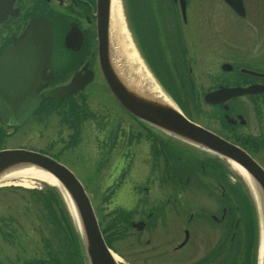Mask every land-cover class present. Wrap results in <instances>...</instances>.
I'll list each match as a JSON object with an SVG mask.
<instances>
[{
    "label": "flooded vegetation",
    "instance_id": "af4514ba",
    "mask_svg": "<svg viewBox=\"0 0 264 264\" xmlns=\"http://www.w3.org/2000/svg\"><path fill=\"white\" fill-rule=\"evenodd\" d=\"M215 1L220 3L219 7L204 11L201 6L204 0H185L183 15L180 0H143L145 20L134 27L129 13L130 34L159 86L176 100L190 101L192 110L196 102L200 105L199 100H203L206 92L220 86L255 85L257 92L234 96L221 103H204L217 106L208 117L213 126L210 129L240 145L264 165V61L246 57L248 53L239 47L243 43L224 42L228 26H214L220 19L224 24L232 17L241 24L248 19V27L251 24L258 28L261 17L264 18V0H241L242 16L224 0ZM0 7L4 14L0 21V53L6 45L18 41L32 17L44 16L51 31L49 65L42 72L37 87L39 104L29 121L15 126L14 130L30 122L29 138L35 144H43L40 147L36 144L35 149L61 161L72 150L81 148L85 136L92 135L95 145L92 144L91 149L101 163H111L110 171L121 158L115 153L129 152L131 165L137 149H143L142 158H136V163L141 161L142 166L148 168L142 176L140 217L143 218L137 219L142 221V228L138 230L133 221L127 222V231L134 233L130 234V243L137 246L133 250L136 256L129 264H218L220 257L230 249L229 199L219 204V215L201 209L198 218H192L193 211L190 217H182L186 204L182 202L181 172L175 165L181 162L180 148L172 149L174 156L173 151L164 154L167 143L151 138V126L134 118L109 94L99 61L100 27L105 16L98 0H0ZM107 26L110 37V26ZM244 31V28L236 30L238 36ZM240 49L244 55L234 53ZM215 54L224 59L214 73L209 65ZM225 62L231 64L229 70L223 69ZM77 71L81 74L91 71L90 81L64 98L45 95L51 88L68 83ZM94 82L95 89L86 90ZM103 90L110 95L109 102L103 97L97 99L99 91ZM91 102L96 109L90 110ZM4 127L0 125L1 134ZM123 173L131 175L130 171ZM192 182L197 184L193 179ZM16 222L3 221L0 228V264H82L78 252L77 257L66 258L61 250L53 248V235L39 237L43 247L40 254L23 257L26 251H15L21 244L16 245V235L7 231L20 227ZM213 231H218L219 235H213Z\"/></svg>",
    "mask_w": 264,
    "mask_h": 264
},
{
    "label": "rangeland",
    "instance_id": "374dc122",
    "mask_svg": "<svg viewBox=\"0 0 264 264\" xmlns=\"http://www.w3.org/2000/svg\"><path fill=\"white\" fill-rule=\"evenodd\" d=\"M211 3L209 4V0H204L203 3H201L202 9L204 11H210L212 8L216 9L217 7L220 6V3L215 1V0H210ZM213 2V3H212ZM121 9H122V19H123V24L125 26V29L128 34V39L130 41V48L132 49L131 52H126L124 50H119L115 53L116 59L119 62V65L128 68V65L130 63L131 56L129 53H135V57L138 58L140 64L143 67V70L147 72V74L150 76V78L154 79L153 81L158 84V88L163 92V94L171 100L174 104L177 105L175 100L173 99L172 95L169 93H166L162 87L159 86V83L157 80L153 77L152 74L148 72V69L144 63V60L138 50V48L135 46V43L131 37L130 34V27H129V16L131 14V19L130 22L132 23V26H138V24H142V22L145 20V10L143 7V0H119ZM146 4V3H145ZM129 13L128 14V10ZM209 8V9H208ZM264 10V7L262 8ZM263 14V13H262ZM129 15V16H128ZM233 18H227L228 23L221 24V19L219 20V23L214 26H228L229 30L226 32V39L224 42H230V43H243L239 47L244 49L248 55L246 57H256L260 58L261 60L264 61V18L261 17V24L258 26V28H254V32L250 31L252 28V25L248 27V19L246 20L245 23L241 24L239 20H232ZM244 28L245 31L244 33H240L239 36L243 37V40L240 41V37L237 35L239 32H236V30ZM260 37V38H259ZM263 41L261 42V40ZM223 42V43H224ZM245 42V43H244ZM240 49L237 51H234L236 54H243L244 51ZM248 51H252L248 52ZM259 52V53H257ZM222 56L220 54H215L214 57L212 58V62L209 65V69L213 71L214 73L218 71L219 68V63L221 60L224 58L219 57ZM129 69V68H128ZM139 68H137V65L135 64L133 67V73L139 75L140 77L142 74L138 73ZM131 73L127 74L130 76ZM98 77L99 75L96 74ZM95 83H92L88 86L86 90L93 91L95 89ZM199 86H202L201 83H199ZM106 89V88H105ZM98 90V89H96ZM101 90V89H100ZM108 90V89H106ZM159 90V91H160ZM111 92H109L110 94ZM111 97L112 94H110ZM109 95V96H110ZM108 95L104 94L103 92L99 91L97 99L99 98L100 100L101 97H103V100H107L108 102L110 101ZM96 99V98H94ZM98 99V100H99ZM180 99H177L179 102ZM188 101V100H187ZM197 103H195V110L191 109L192 103L188 101V106L186 108L191 111L192 117L194 119L201 123V125H209L210 128H212V122L208 118L209 115L213 114L217 110L216 107H211L207 104H205L202 100H199L200 105L197 106ZM180 104V103H178ZM178 106V105H177ZM90 110L96 109L95 106H93V102L89 104ZM99 110V109H97ZM102 111V110H99ZM95 115V113H93ZM96 116V115H95ZM91 122L89 119L87 120ZM136 121V120H135ZM30 123V122H29ZM26 124L24 127H20L19 129H6L4 128L5 134L6 133H11V136L8 138L6 137L4 139V143L2 144L4 147H17V146H32L36 147V144L38 147L40 145H43L42 143L36 142L33 143L31 139L29 138V127L30 125ZM85 125L90 126V123H86ZM150 136L151 138H158L161 140H164L166 143H168L172 149L178 150V148H184V152H180L181 154V159L182 161L187 165L184 167L182 166L181 173L183 176L187 175V172L189 171L190 173H193V176L190 177V179L195 180V177L197 178V183H202L207 182L212 184V187L210 189L214 190V196H210L209 194L205 193H200L203 192L202 190H197L198 188L193 189L196 191L194 193V197L191 195L190 190H186L189 185L192 184V181L189 180L188 183L183 185L184 189V195L182 194V201L185 203V213L183 212L184 217L187 216L189 212L193 208V216L192 218H198L200 217V211L194 210V207L204 204L205 206L204 209L206 211H209L210 213L217 214V203H219L215 197L221 193V189L217 187V178L212 177L210 174L207 173V175H198L200 170L204 169L205 166L206 169H209L210 166H208L212 162H218L222 168H224V171L227 172V180L225 181L228 185H239L240 191L244 189L248 197L250 198L251 204L253 208L255 209V218L257 220V233L255 237L257 238V248L259 246L260 238H259V227H260V220L258 217V210L256 209V204L250 195L247 185L241 176V174L233 167V165L227 161L226 159L217 157L214 155V153L209 152L207 150H204L202 148H199L198 146H193L191 144H188L186 142H180L173 137H170L167 135V133H164L163 131L156 130L155 127H150ZM24 132L25 135H23L20 132ZM91 135V134H90ZM95 145L92 140V135L85 136L84 142L81 146V148H77L76 150H72L69 155L64 157L62 161L71 169L80 179L82 182L83 186L87 189V192L89 193L91 203L93 205V208L95 210L97 219L99 221L100 227L105 226L107 222H110L111 225H113L112 229H108L106 231V235L103 233L104 237H109L111 239V244H112V249L114 253L118 254V262L120 264H129L128 261H130L132 258L136 256V254H133V250L136 249L137 246L131 245L130 241L132 240V234L133 232H128L127 234L129 235H122L121 234V223L122 222H115V213L113 210H132L133 208H136V205L139 206L140 208L138 211H142V206L140 205V200H142V195H143V189L142 186L144 185L143 183V173L146 171L145 169L146 166H142L141 161L136 163V158L140 159L142 158L141 156L144 154V150L141 148L137 149V153L135 157L133 158V161L131 165L129 164L131 157L129 156L130 153H127V155L124 157L125 164L121 165V169L128 170V172H131V175L128 173H122L120 172V165L117 162L115 165H112V171H110L111 163H101V161L96 159V153L93 152L91 149V145ZM126 148V147H125ZM191 154H190V153ZM75 155H79V158L76 157ZM89 155L95 156V157H89ZM176 155V153L173 154V156ZM219 158V159H218ZM129 164V165H127ZM134 165V166H133ZM99 171H96L98 170ZM210 171V169H209ZM191 173V174H192ZM208 177V178H204ZM221 179H219L220 181ZM218 181V182H219ZM195 185V184H194ZM46 182L40 181V180H31L28 185H22L18 184L17 181H13V183H8V184H3L0 185V228L4 224L3 221H6L7 224L9 222H16V226L19 225L20 227H17L16 229H8L9 234H15V243L21 244V247L15 249V251H26V253H22L23 257H29L33 256L34 254H40V251H43L42 243L40 242V235L41 236H52L53 242V248H58L59 250L62 251L63 256L66 258L71 257L72 255L76 256V253L79 252V258L82 262V264H85L84 262V250H83V245H81V240L79 237V230H77L76 223L73 221V218L71 216L70 209L67 204V200L64 199V196L62 194V191L58 186H52ZM54 187V189H53ZM113 187V192L109 193V197L106 200L104 199V194L109 190L108 188ZM235 187V186H234ZM29 190H40L43 192V194H49L48 191L54 192L57 196L58 202H61L60 204L58 203H53V209H54V214L56 215L55 218L53 217L50 212H48V209L43 206L42 202H39L37 200L41 199L42 195L39 194H34L30 192ZM226 189L223 188V192H225ZM242 192V191H241ZM38 195V196H37ZM212 197L213 201L211 198ZM215 197V198H214ZM104 201V203H103ZM138 202V204H137ZM60 205L63 206L65 212L67 213L68 217L71 219V225H72V235L73 238L77 240V243L74 242L77 246L71 242L70 244L66 245L65 241L62 239V234H61V229L57 226V224H64L65 221L62 219V215L65 216L64 213L61 212L60 210ZM166 207V205L164 206ZM198 212V214H196ZM141 212L135 213L133 211V215H129L127 219H132L133 221H136L137 218L140 217ZM169 218V214H167ZM205 217V216H202ZM125 218V217H124ZM143 218V217H140ZM165 218V216L163 217ZM254 218V220H255ZM16 220V221H13ZM112 220V221H111ZM259 220V221H258ZM128 221V220H127ZM124 222V221H123ZM118 223V224H117ZM15 224V223H14ZM61 224V225H62ZM128 224V223H127ZM47 226V227H46ZM0 230V234H1ZM141 233V232H139ZM131 234V235H130ZM219 235V232L213 231V235ZM60 235V237H59ZM70 235V234H68ZM221 235V234H220ZM68 239L70 238L72 240L71 236H67ZM13 240V241H14ZM0 247H1V240H0ZM167 257V256H166ZM225 257L227 258L226 261L229 262L230 258L233 257L232 254L226 253ZM258 258V250H257V257ZM220 261V259H219ZM217 261H215L216 263ZM227 262V264H228ZM72 264V262H70Z\"/></svg>",
    "mask_w": 264,
    "mask_h": 264
},
{
    "label": "water",
    "instance_id": "95a60500",
    "mask_svg": "<svg viewBox=\"0 0 264 264\" xmlns=\"http://www.w3.org/2000/svg\"><path fill=\"white\" fill-rule=\"evenodd\" d=\"M242 15L241 0H225ZM105 18L100 27L99 61L108 88L123 107L133 116L153 125L182 141L216 153L240 165L256 182L263 203L264 232V169L244 149L226 140L215 132L189 120L173 104L160 100L148 90L129 80L119 71V62L108 36L109 0H98ZM183 5V0H182ZM2 17V16H0ZM2 18H0L1 20ZM51 53L49 23L42 16L32 18L20 39L8 45L0 54V121L8 126L25 123L37 107L39 97L36 88L41 82V73L49 63ZM230 69L228 64L222 65ZM250 71V70H248ZM251 72V71H250ZM91 71H77L72 80L46 92V96L63 98L77 91L90 81ZM253 86L227 87L204 95L206 102H222L232 96L255 92ZM229 121H233L229 118ZM32 166L52 175L63 191L70 196L83 248L88 264H118L107 247L95 216L91 201L81 181L63 163L27 148L0 149V175L13 168ZM141 226H139L140 228ZM261 264H264V241Z\"/></svg>",
    "mask_w": 264,
    "mask_h": 264
},
{
    "label": "bare ground",
    "instance_id": "6f19581e",
    "mask_svg": "<svg viewBox=\"0 0 264 264\" xmlns=\"http://www.w3.org/2000/svg\"><path fill=\"white\" fill-rule=\"evenodd\" d=\"M110 30H111V34L113 35V40L111 39V44H112V48L113 51L116 53L119 50H124L127 53L131 52V44L130 41L128 39V34L127 31L125 29V26L123 24V19H122V9L119 3V0H111V9H110ZM131 56V61L128 65V68L123 67L122 65L120 66L118 63V68L119 71H121L122 73L126 74H130V76L127 77L129 78V80H133L135 81L138 85L139 88L141 89H146V91L148 90L149 94H152V96H155L156 98H159L160 100H164L167 101L171 104H173L165 95H163L159 90L158 87H156V85L154 83L151 82L149 76L147 75V73L145 72V70H143L142 65L140 64L139 60L137 57H135V53H129ZM117 61V59H116ZM118 62V61H117ZM137 65L138 69V73L142 74V76L140 77L139 75L133 73V67L134 65ZM130 80V81H131ZM233 167L241 174V176L243 177L248 191L250 193V195L252 196L257 209H258V214H259V218H260V232H259V236L261 237V241L263 242V203L261 201V195H260V191L256 185V182L254 181V179L237 163L228 160ZM40 180L43 182H46L50 185H55L58 186V188H61L60 184L57 182V180L50 174H48L47 172H44L40 169H36L35 167L32 166H27V167H22V168H13L10 170H7L5 172H3L0 175V185L3 184H8V183H13V181H17L18 184H22V185H28L29 182L31 180ZM62 193L65 197V199L67 200L69 209L71 214L76 218V208L70 198V196L68 195V193L66 191L62 190ZM259 257L261 260V246L259 248ZM114 257L116 259H118V254L113 253Z\"/></svg>",
    "mask_w": 264,
    "mask_h": 264
},
{
    "label": "trees",
    "instance_id": "16d2710c",
    "mask_svg": "<svg viewBox=\"0 0 264 264\" xmlns=\"http://www.w3.org/2000/svg\"><path fill=\"white\" fill-rule=\"evenodd\" d=\"M185 102H186V100H184V98H180L179 106L186 112V114L192 120H195L196 118L194 119V117H192L193 115H192L191 111L186 108L187 106L185 105ZM181 150H182V152L185 151L184 148H181ZM183 164H185V163L183 162ZM182 166L184 167V165H182ZM208 166H210L209 167L210 172L212 173V176H214V177H217L218 173H222L224 171V168H222V166H220V164L215 162V161L210 163ZM206 167L207 166H205V171L208 172ZM53 189H54V187H53ZM235 189H236V187H233L232 185L230 186V191H232L234 193L235 198L238 200L242 199L244 204L246 205L247 209L249 211H251V207H250L246 197L244 196V194L242 192L237 194L234 191ZM29 191L34 193V194L40 193L42 195L41 199H39L37 201L42 202L43 206H45L48 209V212H50V214H52L53 217L55 218L56 215L54 214L53 203H55V204L61 203V202H58L59 198H57L56 194L54 192H50V191H48L49 194H46V193L43 194V192H41L40 190L39 191L38 190H29ZM60 206H61L60 207L61 212L65 214V216H63V215L61 216L62 219L65 221V223L64 224H62V223L57 224V226L59 227V229H61V234L64 237L63 241H65V244L68 245L72 242V240L70 238L69 239L67 238V236L73 237L72 225H71L70 217H68V215H66L67 213L65 212L63 206L62 205H60ZM231 208L232 209L230 211V216L232 214L236 213L235 207H231ZM127 215H128V213L126 211H123V210L117 211V213L115 214L116 218L113 221L118 222L120 219H126ZM230 219H231V217H230ZM112 227H113V225H111L110 222H107L106 225L102 227L103 233L106 235L105 229L106 230L112 229ZM68 234H70V235H68ZM255 235H256V230H255V225H254L252 215H251V213H247V215L245 217V221L243 222V224L235 229V235L233 236L234 239L232 240L235 244V247L231 249L233 252V257L230 258L229 262L226 261L224 264H227V262H228V264H254V260H255ZM105 239L107 241V244L109 246H112L111 239L109 237H107Z\"/></svg>",
    "mask_w": 264,
    "mask_h": 264
}]
</instances>
